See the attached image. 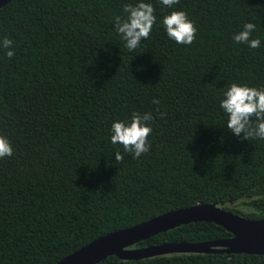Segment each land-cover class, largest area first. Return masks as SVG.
<instances>
[{"label": "trees", "instance_id": "trees-1", "mask_svg": "<svg viewBox=\"0 0 264 264\" xmlns=\"http://www.w3.org/2000/svg\"><path fill=\"white\" fill-rule=\"evenodd\" d=\"M138 2L0 7V40L15 52L9 59L0 48V136L13 148L0 159V264H53L108 232L198 203L264 218V139L237 137L219 106L232 83L264 87V0H144L156 23L130 51L114 18ZM172 11L194 23L192 44L167 36L161 21ZM249 21L258 48L233 40ZM133 112L153 116L150 150L139 158L110 141L112 123ZM230 235L195 221L132 247ZM96 264H264V254L109 255Z\"/></svg>", "mask_w": 264, "mask_h": 264}, {"label": "clouds", "instance_id": "clouds-1", "mask_svg": "<svg viewBox=\"0 0 264 264\" xmlns=\"http://www.w3.org/2000/svg\"><path fill=\"white\" fill-rule=\"evenodd\" d=\"M166 7H172L179 0H160ZM123 11L127 15L124 18H114L116 32L126 42V47L135 50L150 36L153 25L156 23L155 9L151 3L139 0L135 5L125 3ZM167 36L177 44L190 45L196 38L197 29L194 23L188 19L184 11H172L165 15L161 21ZM256 25L246 22L243 29L233 35V40L239 44H247L250 48L260 47V40L251 38ZM13 41L7 37L0 40V48L6 49V56L11 59L15 52L12 49ZM153 103H159L154 100ZM219 106L227 116L226 127L229 131L245 140L251 138L264 139V87L255 88L247 85L232 83L222 94ZM166 114L160 113L163 118ZM255 118L253 126L252 118ZM153 120L150 112L140 114L133 112L128 122L114 121L111 125L110 141L113 145H122L125 153H132L134 158L148 153L150 145L148 137L152 128L147 122ZM13 154V148L9 140L0 136V159ZM117 161H123L120 152L115 153Z\"/></svg>", "mask_w": 264, "mask_h": 264}, {"label": "water", "instance_id": "water-1", "mask_svg": "<svg viewBox=\"0 0 264 264\" xmlns=\"http://www.w3.org/2000/svg\"><path fill=\"white\" fill-rule=\"evenodd\" d=\"M10 0H0V7ZM212 202L167 211L130 227L101 235L53 264H96L106 256L136 260L164 253L264 254V218L250 219ZM195 221L212 222L229 237L199 242H167L132 247L139 241L170 228Z\"/></svg>", "mask_w": 264, "mask_h": 264}]
</instances>
